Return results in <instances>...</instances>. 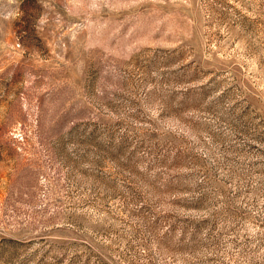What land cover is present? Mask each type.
<instances>
[{
    "label": "rangeland",
    "instance_id": "374dc122",
    "mask_svg": "<svg viewBox=\"0 0 264 264\" xmlns=\"http://www.w3.org/2000/svg\"><path fill=\"white\" fill-rule=\"evenodd\" d=\"M0 264H264V0H0Z\"/></svg>",
    "mask_w": 264,
    "mask_h": 264
}]
</instances>
